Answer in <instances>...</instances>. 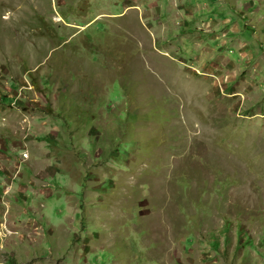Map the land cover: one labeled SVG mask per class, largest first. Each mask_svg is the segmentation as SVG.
<instances>
[{
    "label": "rangeland",
    "instance_id": "rangeland-1",
    "mask_svg": "<svg viewBox=\"0 0 264 264\" xmlns=\"http://www.w3.org/2000/svg\"><path fill=\"white\" fill-rule=\"evenodd\" d=\"M0 264H264V0H0Z\"/></svg>",
    "mask_w": 264,
    "mask_h": 264
}]
</instances>
